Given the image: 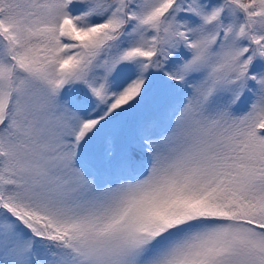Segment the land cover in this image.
<instances>
[{
    "label": "snow or ice",
    "instance_id": "1",
    "mask_svg": "<svg viewBox=\"0 0 264 264\" xmlns=\"http://www.w3.org/2000/svg\"><path fill=\"white\" fill-rule=\"evenodd\" d=\"M0 264H264V0H0Z\"/></svg>",
    "mask_w": 264,
    "mask_h": 264
}]
</instances>
